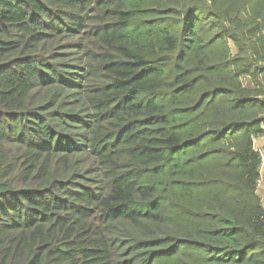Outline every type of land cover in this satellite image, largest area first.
I'll return each instance as SVG.
<instances>
[{"label": "trees", "instance_id": "trees-1", "mask_svg": "<svg viewBox=\"0 0 264 264\" xmlns=\"http://www.w3.org/2000/svg\"><path fill=\"white\" fill-rule=\"evenodd\" d=\"M264 0H0V264H264Z\"/></svg>", "mask_w": 264, "mask_h": 264}, {"label": "built area", "instance_id": "built-area-1", "mask_svg": "<svg viewBox=\"0 0 264 264\" xmlns=\"http://www.w3.org/2000/svg\"><path fill=\"white\" fill-rule=\"evenodd\" d=\"M256 141V139L254 140V142ZM259 154H260V158H261V164H260V177L257 181V186L259 189H261L262 184L264 183V146L262 148L259 147H255Z\"/></svg>", "mask_w": 264, "mask_h": 264}, {"label": "crops", "instance_id": "crops-1", "mask_svg": "<svg viewBox=\"0 0 264 264\" xmlns=\"http://www.w3.org/2000/svg\"><path fill=\"white\" fill-rule=\"evenodd\" d=\"M255 144L257 147L262 148L264 146V137L256 139ZM260 190H261L260 191L261 198L264 199V183L262 184Z\"/></svg>", "mask_w": 264, "mask_h": 264}, {"label": "rangeland", "instance_id": "rangeland-1", "mask_svg": "<svg viewBox=\"0 0 264 264\" xmlns=\"http://www.w3.org/2000/svg\"><path fill=\"white\" fill-rule=\"evenodd\" d=\"M258 139V138H257ZM254 144H255V142H254ZM255 147H256V144H255Z\"/></svg>", "mask_w": 264, "mask_h": 264}]
</instances>
